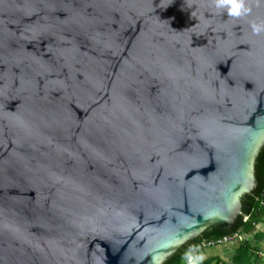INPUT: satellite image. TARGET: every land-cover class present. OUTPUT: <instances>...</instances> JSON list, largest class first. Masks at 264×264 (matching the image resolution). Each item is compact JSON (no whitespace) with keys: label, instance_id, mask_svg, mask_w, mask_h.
I'll return each mask as SVG.
<instances>
[{"label":"water","instance_id":"obj_1","mask_svg":"<svg viewBox=\"0 0 264 264\" xmlns=\"http://www.w3.org/2000/svg\"><path fill=\"white\" fill-rule=\"evenodd\" d=\"M263 149L264 0H0V264H163Z\"/></svg>","mask_w":264,"mask_h":264},{"label":"trees","instance_id":"obj_2","mask_svg":"<svg viewBox=\"0 0 264 264\" xmlns=\"http://www.w3.org/2000/svg\"><path fill=\"white\" fill-rule=\"evenodd\" d=\"M255 168L257 187L252 191V193L247 194L242 198V211L244 215L237 218L234 228L221 230L218 226L209 227L200 236L190 240L180 247L177 252L163 264H188L189 258L187 257L190 247L196 246L203 241L219 238L225 234L237 231H241L244 234L246 241L237 249L232 264L262 263L263 258L252 253L251 249L256 248L252 246L246 236L247 234L253 232L259 223L264 221V206L262 205V202H264V149L259 154ZM246 217H248V220H246ZM202 264L227 263L220 262V260L217 261V259H209Z\"/></svg>","mask_w":264,"mask_h":264},{"label":"rangeland","instance_id":"obj_3","mask_svg":"<svg viewBox=\"0 0 264 264\" xmlns=\"http://www.w3.org/2000/svg\"><path fill=\"white\" fill-rule=\"evenodd\" d=\"M258 232H252L247 234V239L251 244L259 242L261 249L264 252V221L259 224ZM238 248L237 243H230L226 246H218L214 248H208L199 252L193 262H189L188 264H201L202 261L213 258L220 257L223 258L227 264H232L234 255ZM264 261V258L262 259ZM190 261V260H189Z\"/></svg>","mask_w":264,"mask_h":264},{"label":"built area","instance_id":"obj_4","mask_svg":"<svg viewBox=\"0 0 264 264\" xmlns=\"http://www.w3.org/2000/svg\"><path fill=\"white\" fill-rule=\"evenodd\" d=\"M262 205L264 206V202H262ZM248 220V217L247 219ZM246 241V238L244 234L241 231H237L233 234L211 239V240H206L201 243H199L196 246H192L188 250V258L189 262H193L196 258V255L201 252L202 250L208 249V248H214L218 246H224L230 243H237L239 245L244 244ZM252 253L255 255L260 256L261 258H264V252L263 250H258V249H251Z\"/></svg>","mask_w":264,"mask_h":264},{"label":"crops","instance_id":"obj_5","mask_svg":"<svg viewBox=\"0 0 264 264\" xmlns=\"http://www.w3.org/2000/svg\"><path fill=\"white\" fill-rule=\"evenodd\" d=\"M259 224H261V223H259ZM259 224L256 226V228L254 229L253 232H255V231L258 232V228H257V227H259ZM251 233H252V232H251ZM227 245H229V244H227ZM224 246H226V245H224ZM252 246H253L254 248L258 249V250H262V249H261V246H260V244H259V242H256L255 245L252 244ZM239 247H240V245L238 244V248H239ZM238 248H237V249H238ZM236 251H237V250H236ZM235 254H236V253H235ZM196 256H197V255H196ZM234 256H235V255H234ZM187 258H188V257H187ZM209 259H217V261L220 260V262H223V263L225 262V263H226V261H225L223 258H220V257H213V258L211 257V258H209ZM209 259H206V260L202 261L201 264H202L203 262H205V261H208ZM261 264H264V261H262Z\"/></svg>","mask_w":264,"mask_h":264}]
</instances>
